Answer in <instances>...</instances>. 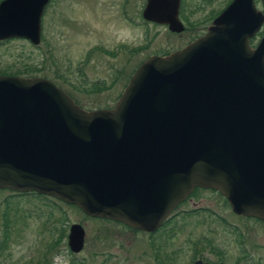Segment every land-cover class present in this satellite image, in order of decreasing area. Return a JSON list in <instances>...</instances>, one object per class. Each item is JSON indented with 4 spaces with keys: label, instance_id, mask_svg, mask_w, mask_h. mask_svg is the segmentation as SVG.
I'll return each instance as SVG.
<instances>
[{
    "label": "water",
    "instance_id": "95a60500",
    "mask_svg": "<svg viewBox=\"0 0 264 264\" xmlns=\"http://www.w3.org/2000/svg\"><path fill=\"white\" fill-rule=\"evenodd\" d=\"M47 2L1 0L0 42L37 46ZM156 2L141 16L160 24ZM253 11L233 0L202 37L145 58L110 109L83 110L43 78L0 75V191L154 236L193 189H208L264 223V39L247 46L261 23ZM83 239L71 224L69 252Z\"/></svg>",
    "mask_w": 264,
    "mask_h": 264
},
{
    "label": "rangeland",
    "instance_id": "374dc122",
    "mask_svg": "<svg viewBox=\"0 0 264 264\" xmlns=\"http://www.w3.org/2000/svg\"><path fill=\"white\" fill-rule=\"evenodd\" d=\"M141 4L132 0L128 22L118 0H53L44 7L37 46L21 39L0 42V69L11 72L30 64L39 70L34 77L52 82L79 108L110 109L145 58L182 48L192 34L175 36L143 24ZM12 194L0 191V264H41L45 258L47 264H152L154 258L160 260V252L171 253L176 245L184 260L189 258L187 245L196 243L197 254L205 256L204 237H224L216 215L240 224L223 198L209 190L194 191L154 236L87 217L74 206L57 204V209L36 196ZM70 224H79L84 232L77 254L67 250L65 240L57 241Z\"/></svg>",
    "mask_w": 264,
    "mask_h": 264
},
{
    "label": "flooded vegetation",
    "instance_id": "af4514ba",
    "mask_svg": "<svg viewBox=\"0 0 264 264\" xmlns=\"http://www.w3.org/2000/svg\"><path fill=\"white\" fill-rule=\"evenodd\" d=\"M85 1L88 3L92 0ZM116 1L117 0H114V2ZM232 1L233 0H157V2L154 4V8L155 10L160 12V14L156 17V19L160 20V24H158L156 22L148 21L142 18L141 14L147 3V0H142L140 8V17L143 24L160 26L165 29L168 34L171 35L179 36L184 33H192L190 38L186 41V44L184 45L186 46L187 44L195 41L196 39L206 34L207 30L211 26L212 20H215L230 5ZM52 3L53 0H48L46 5H50ZM251 3L254 10L253 14L256 15L260 13L261 21L258 28L254 31L252 36L247 41L248 48L250 50H254L258 43L262 39H264V0H251ZM118 4L120 11L124 12L123 15L125 20L131 22V17L127 14L132 11V0H118ZM174 18L177 22V25L175 24ZM173 21V25L181 27V30L179 32H170L168 30V27L172 24ZM196 190L208 189L195 188L192 190L190 195L193 194ZM12 193L13 194L11 196L16 197H22L27 195L36 196L38 198L44 199V202H48V204H50L51 206H56L57 209L59 208L57 204L64 205L67 207L71 206L64 204L58 200L52 199L50 197L37 195L35 193ZM189 196L183 202L187 201L189 199ZM224 203L226 204L225 200ZM229 212L233 217H235L234 219H237L240 222V224L230 222L228 218L224 219L223 217L216 215L215 219L220 221L223 225L222 234H224V237L222 236L221 239H216V236L214 238L204 237V244L206 248L205 256L201 255L200 253V255L197 254L196 243H193L187 245L189 258L182 260L180 259L182 253L181 246L176 245V247L174 248V250H172L171 253L167 254L165 252H160V260H158V257H156L154 258L152 264H264V223L260 220L232 214L230 209ZM171 213L168 217H171ZM209 215L213 217L214 213H209ZM98 220L111 222L103 219ZM168 223L169 221L154 230V233L157 232L159 229H162ZM69 226L65 228V231L61 230L57 238V241L65 240L66 248ZM120 226L125 228L127 231H130L131 233H143L123 225ZM257 227L259 228V230L257 229ZM146 235L151 236L149 234ZM219 241H222L224 243L219 245ZM150 247L153 248V245L150 244ZM163 247L164 245L160 244V251H163ZM44 260L45 261H43L41 264L48 263L47 258H45Z\"/></svg>",
    "mask_w": 264,
    "mask_h": 264
},
{
    "label": "trees",
    "instance_id": "16d2710c",
    "mask_svg": "<svg viewBox=\"0 0 264 264\" xmlns=\"http://www.w3.org/2000/svg\"><path fill=\"white\" fill-rule=\"evenodd\" d=\"M38 72H39V70L35 69L30 64L22 65L21 67L16 68L15 71H11V72L6 71L5 69L4 70L0 69V75L15 76V77L25 76L26 78L34 77V75H36V73H38Z\"/></svg>",
    "mask_w": 264,
    "mask_h": 264
}]
</instances>
